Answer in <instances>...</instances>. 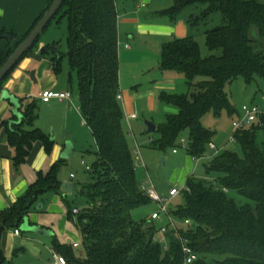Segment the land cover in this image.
Returning a JSON list of instances; mask_svg holds the SVG:
<instances>
[{
    "label": "trees",
    "instance_id": "16d2710c",
    "mask_svg": "<svg viewBox=\"0 0 264 264\" xmlns=\"http://www.w3.org/2000/svg\"><path fill=\"white\" fill-rule=\"evenodd\" d=\"M51 2L47 1L44 10L6 52H0V66ZM192 5L203 8L196 19L191 16L193 21L189 19V25L220 14L221 22L205 30L204 36L206 47L211 51L219 49L221 54L202 57L197 41L189 35L162 44L160 70L183 75L187 90L160 92V102L173 107L175 113L167 114L164 121L156 125L158 137L151 139L150 145L160 151L174 149L182 132L187 130L186 153L199 159L204 157L212 142V132L201 125V117L209 111L219 113L222 109L229 114L234 112L224 85L239 76L246 83L255 77L264 78V53L259 45L254 47L249 36V30L254 28L259 38L264 37V2L174 0L163 13L173 19L183 8ZM59 13L67 21V50L61 53L54 43L52 69L58 73L61 58L67 57L71 71L76 74L79 110L94 138L96 150L94 161L86 169L89 180L80 185L87 206L74 215L73 207L66 202L67 219L75 218L85 257H75L74 247L68 243L52 240V249L63 255L68 264H183L178 235L185 238L197 254L192 264H264V111L258 121L233 133L240 152L220 151L206 167L208 176L186 178L185 188L179 194L183 204L169 211L177 227L176 230L167 228V246L163 248L155 236L160 226H167V223L159 221L157 225L158 221L146 215L139 219L133 217L135 210L150 208L153 202L136 179L133 150L127 140L124 113L117 99L119 54L114 0H64L52 19ZM39 38L16 66L38 49ZM13 69L0 82V91ZM18 98L23 115L21 124H13L10 128L8 120L0 124L7 128L15 168L26 163L37 142L46 153L52 147V140L46 133L31 128L36 103L32 100L22 108L24 98ZM258 130L263 132L260 144L256 139ZM55 172V164L45 172L37 171L26 193L0 213V264L5 263L2 232L19 227L40 195L59 192L61 182ZM212 172L217 174L215 178L210 176ZM231 191L246 197L252 204L236 203L228 195ZM186 219L189 225L182 224Z\"/></svg>",
    "mask_w": 264,
    "mask_h": 264
},
{
    "label": "rangeland",
    "instance_id": "374dc122",
    "mask_svg": "<svg viewBox=\"0 0 264 264\" xmlns=\"http://www.w3.org/2000/svg\"><path fill=\"white\" fill-rule=\"evenodd\" d=\"M259 1L264 2V0ZM114 3L117 12L118 32L120 31V35L122 36V40L118 39V44L121 42L123 48L124 45H129L131 47V53H133L134 56L128 60L129 62H125L123 59L119 60V75H121L122 84L130 82L133 76L136 77L137 81L141 82L146 81L147 79L155 81L157 80L156 78L163 74V71L159 68L161 46L164 42L172 38H169L168 36H165L164 38V36L154 34L157 32H138V26L143 23H152L164 26L167 24L176 25L180 21L184 20L186 21V25L188 27V34L186 36L189 35L194 37L199 45L202 57L221 54V50L219 49L211 51L206 47L204 36L205 30L211 29L221 22V16L219 13L213 14L206 21L198 20L196 25H189L188 20L191 19V16L196 19L201 14L203 8L202 6H187L172 19L170 15L164 14L163 12L173 5L174 0H114ZM143 3L144 5L142 6ZM133 19H136V21ZM192 21L193 18L191 19V23ZM67 35L68 29L66 18L61 17V13H59L51 20L50 24L40 35L39 40L49 46H53L55 43L57 49L61 53H65L67 50ZM249 36L254 47L259 45L261 51L264 53V37L259 38L254 28L249 30ZM173 38L178 37L174 36ZM43 55L45 62L52 64L51 58L55 54H53L52 51H49L45 52ZM59 68L60 72L56 77L60 79L61 82H66V85L70 82L68 84L70 86L68 87H71L73 99H75L77 96L76 74L71 71L66 56L61 58ZM186 90L187 85H185L184 90H182V88L181 90L178 89L176 93H183ZM223 90L227 94L234 112L229 114L226 109H222L219 113L209 111L201 117L200 123L204 128L212 132L211 141L218 148V152L223 150L240 152L238 145L231 141V137L235 132L232 128V122L237 121L239 116H241V109L243 105H256L264 111V78L255 77L250 83H246L244 79L239 76L231 82L226 83ZM22 103H24V101ZM173 113H175V111L171 114ZM55 115L56 117L54 119H47L48 121L44 123L45 119H43V116L46 117L47 114L39 110V106H36L34 110L35 119L32 126L46 133L52 140V147L50 151L48 153L44 151L46 154V161L44 166L40 169L45 172L51 167V165L55 164V174L59 181L62 183L71 182L80 186L89 180V172L85 169V166L81 164V161L85 162L86 166H90L94 161V153L96 150L94 139L92 138L91 131L87 126H80L77 123L72 125L71 129L69 128L71 130V136L70 138L67 136L68 138L66 141H70L72 143L73 149L68 154L67 158H61L60 152L53 151V149L56 143H59V146L65 145L63 139H65L64 137L67 125L63 117L64 114L56 113ZM162 115H164V113H162ZM38 118H40V120H38ZM150 119L151 117L144 118V116L140 114L135 123L136 125L144 126L143 122L145 120L150 121ZM124 129L126 130L127 140L130 146H133L134 140L131 131L126 128V126H124ZM133 133L139 143L141 152V160H136L135 155L133 154L134 165L136 168V179L143 188L153 186L160 196L167 194V191L172 186L185 188L186 178L190 175L197 178L208 176L209 174L206 172V167L213 156L218 153L211 148H207L204 157L199 158L200 160H198V162L191 159L185 150L187 146V130L182 132L176 146H174L177 154H173V148L160 151L151 147L149 137L152 136L153 138H157L158 133L155 131L152 133H146L145 128L142 131L134 129ZM256 139L258 144L262 142L263 132L261 130L257 131ZM53 154H56V156L53 157ZM163 158L165 159L163 160ZM24 170L27 174H29V176L31 175L33 177V180L36 178L37 171L34 168H31L28 164H26L24 166ZM71 173L74 175L73 178L70 177ZM210 176L215 178L217 174L212 172L210 173ZM80 190L81 189H79V192L72 193L71 195H66V197L52 191H48L40 195L37 202L31 206L30 212L27 216L33 224L47 227L52 234L51 236H38V239H41L43 242V244H38L40 248V252L38 254H34V252H31L29 249H24L25 252H20L19 249H13L14 254L6 259V264H49L52 251V240L59 243L69 244L77 241L79 246L73 249L75 257L78 259L85 257V252L82 246V237L79 228L77 227L75 218L73 220L67 219V211L69 208L66 202H68L69 207L76 205L82 209L87 206L86 198ZM228 195L238 204H252L251 201L237 192L231 191ZM183 202L184 200L182 196L178 195L173 198V200L169 201L168 207L173 209L177 204L182 205ZM151 207H154V205L152 204ZM146 211L147 207H140L135 210L133 217H135V219H139L146 214ZM158 224L159 222H157V225ZM9 230H4L5 234L8 231L11 233L13 232V228H10ZM21 235L24 237H35V235H31L29 232H22ZM159 236L160 235L156 233L155 237L157 239H159ZM22 240H20V242ZM16 241L18 242V238ZM16 241L15 245H17ZM33 247L35 249H39L36 246Z\"/></svg>",
    "mask_w": 264,
    "mask_h": 264
},
{
    "label": "crops",
    "instance_id": "0c3cea01",
    "mask_svg": "<svg viewBox=\"0 0 264 264\" xmlns=\"http://www.w3.org/2000/svg\"><path fill=\"white\" fill-rule=\"evenodd\" d=\"M47 1L48 0H0V52H6L10 48L11 43L15 42L17 39L21 37V35L24 34V32H26V30L30 27V25L35 20V18L44 10V8L47 5ZM143 5L144 3L142 4V6ZM133 20L136 21V19ZM138 32L140 33L157 32L154 34L164 36V38L165 36H168L169 38H173L174 36L180 38V37H185L188 34V27L186 25V21L184 20L180 21L176 25L167 24L164 26L156 25L152 23L150 24L143 23L138 26ZM120 33L121 32L119 31L118 39L122 40V36L120 35ZM7 35L10 36L11 39L4 37ZM41 46H46L43 41H40L38 45V49ZM38 49L30 53L16 66L15 69H13L11 74L4 81L1 91L7 90L9 93L14 94L16 97L24 98L23 99L24 103H22L23 106L22 108H25L28 105V103L33 100L36 103V105L39 106V110L47 114L46 117L43 116V119H45L44 123L48 121L47 119L50 118L54 119L56 117L55 115L56 113L64 114L63 117L65 119L67 127L64 137L65 139H63L64 140L63 142L65 143L69 142L72 145L70 141H66L68 138L67 136H69V138L71 136L70 135L71 126L75 125L76 123L80 126H87L79 110L78 96H76L75 99H73L72 96V98L70 99H65L61 101L52 99L49 102H43L38 98V93L42 90H53V91L72 90L71 87H68L70 86L68 85L70 82H68V84L66 85V82L63 83L60 81V79L56 77L60 71L58 73H55L52 69V64H48L45 62V60L43 59L44 53L43 54L39 53ZM118 54H119V60L123 59V61L125 62L126 61L129 62L128 60L131 57H134L133 53H131V47L129 45L128 46L124 45L123 48L121 42H119L118 44ZM31 72L33 74V78H31ZM156 79L157 80L155 81H151L150 79H147L146 81L140 82L137 81L135 76H133L130 82H128L127 84H122L121 75H119V94L121 95L120 104L124 113V126H126V128H128L131 131L134 140V145L131 146V148L134 151L135 147L136 146L138 147L140 160H141L140 146L139 143L137 142V139L135 138L133 130L138 129V131H142L145 128L147 129V127L144 122H143L144 126L141 125L139 126L136 125L135 121H137L140 114H142L144 118L151 117L150 121H152L155 125L162 123L165 119V116L167 114H171L172 112H174L175 109L171 106L165 105L160 102L159 100L160 92L166 91L169 93H176L178 89L181 90L182 88V90H184L186 85L183 75L176 72H163V74ZM1 91H0V124L2 120L9 121L14 119L12 118L13 115L11 111L12 106L9 104L8 101L3 100L1 98ZM162 113H164V115H162ZM131 114H135L136 117L131 118L130 117ZM38 120H40V118H38ZM33 127L34 126H32L31 128ZM43 130L46 132L44 128ZM151 139H153L152 136L149 137V141H151ZM58 144L59 143H56L53 151L60 152L61 154L65 145L59 146ZM215 148L218 150L216 145ZM72 149H73V145H72ZM173 150L174 149H172V152ZM173 154H177V151L173 152ZM13 155H14V150L8 143L7 128L5 126L0 125V213L8 209L9 207L13 206L18 200V198L26 193L29 184L34 181L32 179L33 177L31 175L29 176V174L26 173V171L24 170V166L28 164L31 168H34L36 171H38L41 170L40 168L44 166L46 161V154L44 153V148L42 144L38 142L34 144L33 149L30 155L28 156L26 163L20 165L18 168H15L13 165ZM53 155H54L53 157L56 156V154ZM189 157L197 162L198 160H200V159H194L191 156ZM164 159L165 158H163V160ZM82 165L85 166V162ZM70 177L73 178L74 175L71 173ZM74 186H76L77 191H73L71 193L65 192L64 190L61 189L60 186L58 194L64 195L66 197V195H71L72 193L79 192V189H81L80 186H77L75 184ZM172 187H177V186H172ZM168 191L167 194L161 197L163 198L167 197ZM80 192H82V190H80ZM153 205L154 207L147 208L145 214L146 216L149 217L150 213L156 209L157 205L155 203H153ZM72 207L79 208L76 205ZM30 223L33 224L31 221ZM40 226L44 227L43 225ZM12 228H13L12 233L9 232L10 228H8L9 231L6 232V234L4 231H3L4 233L2 232L1 234V248L5 258L4 264H6V259L14 254L13 249L15 250L19 249L20 252L21 251L25 252L24 249H29L22 244V241L25 240L27 242H30L32 246H36L38 248H39L38 244L41 243L43 244L42 240L38 239L39 237H42V235L40 236L39 234L29 232L31 233V235H35V237L34 236L24 237L21 235L22 233L21 231L19 235H15L14 234L15 227ZM17 238H18V242L16 241ZM20 240L22 241L20 242ZM15 241L17 245H15ZM76 242L77 241H75L74 243ZM36 250L37 251L36 253L34 252V254H38L40 252V248Z\"/></svg>",
    "mask_w": 264,
    "mask_h": 264
},
{
    "label": "built area",
    "instance_id": "2783aa9c",
    "mask_svg": "<svg viewBox=\"0 0 264 264\" xmlns=\"http://www.w3.org/2000/svg\"><path fill=\"white\" fill-rule=\"evenodd\" d=\"M72 92L70 90H61V91H53V90H42L38 93V98L43 101V102H49L52 99L56 100H65V99H70L72 98ZM117 99L121 100V95L118 93L117 94ZM262 110L256 106V105H243L241 109V116H239V119L237 121L232 122V128L236 131L239 128H242L243 126H247L248 124H251L253 122L258 121L259 115L262 114ZM131 118H135V114L130 115ZM231 141L234 142L235 138L232 135ZM209 148L215 149L216 152L218 150L215 148V145L211 142L209 143ZM173 152H176L174 149ZM133 154L135 155L136 160H140L139 156V151L138 147L136 146ZM81 164H84L83 161H81ZM85 169H89V166L85 165ZM72 176V175H71ZM145 194L152 200L153 203L157 205L156 209L152 211L149 215V219L152 221H165L166 224H162L158 230L159 239H157L160 243L163 244V248H166L167 244V239H166V231L168 227L173 228L176 230V220L170 215L169 211L170 208L168 207L169 201L173 199L174 197L178 196L180 194V191L182 188L178 187H172L168 191L167 197H161L157 194L153 186H150L148 188H143ZM224 192H227V189H223ZM73 214L78 213V208L73 207L72 209ZM183 225H189L190 221L188 219L184 220L182 222ZM14 234L19 235L20 231L18 228L14 229ZM177 239L180 240L181 244V251L183 254V264H192L196 259H197V254L193 251L192 247L188 244L187 240L181 236L177 235ZM79 244L72 243L73 247H77ZM52 256L51 259L49 260V264H68L66 258L53 251L52 250Z\"/></svg>",
    "mask_w": 264,
    "mask_h": 264
},
{
    "label": "water",
    "instance_id": "95a60500",
    "mask_svg": "<svg viewBox=\"0 0 264 264\" xmlns=\"http://www.w3.org/2000/svg\"><path fill=\"white\" fill-rule=\"evenodd\" d=\"M64 0H52L48 9L44 11L43 15L34 25V27L30 30L27 36L14 48L11 54L7 57V59L0 66V82L3 78L16 66L19 60L23 57V55L33 46L34 42L38 37L44 32L48 23L52 20V18L56 15L57 11L60 9ZM6 38L11 39L10 36H4ZM49 51H56L55 46H41L38 49L39 53H45ZM31 78H33V74L31 72ZM1 98L9 102L12 106V114L14 119L9 120L8 126L12 127L13 124H21L23 115L21 112V103L18 97L14 94L9 93L7 90L1 91ZM147 129V133H152L156 130V125L152 121L145 120L144 121ZM72 145L69 142L65 143V147L61 153L62 158H67L68 154L71 152ZM61 189L67 193H71L73 191H77L76 186H74L71 182H63L61 184ZM21 232H33L39 235H51L52 232L47 228L31 224L29 217L25 216L22 220V224L19 228ZM22 244L29 248L32 252L36 253V249L32 246L30 242L22 241Z\"/></svg>",
    "mask_w": 264,
    "mask_h": 264
}]
</instances>
